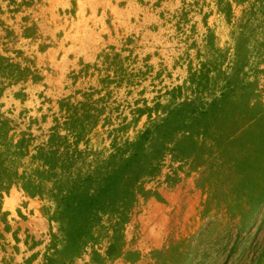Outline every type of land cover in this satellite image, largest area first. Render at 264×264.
I'll use <instances>...</instances> for the list:
<instances>
[{
    "label": "rangeland",
    "instance_id": "374dc122",
    "mask_svg": "<svg viewBox=\"0 0 264 264\" xmlns=\"http://www.w3.org/2000/svg\"><path fill=\"white\" fill-rule=\"evenodd\" d=\"M215 1L0 0V264H264V16ZM65 104L93 123L51 178Z\"/></svg>",
    "mask_w": 264,
    "mask_h": 264
},
{
    "label": "trees",
    "instance_id": "16d2710c",
    "mask_svg": "<svg viewBox=\"0 0 264 264\" xmlns=\"http://www.w3.org/2000/svg\"><path fill=\"white\" fill-rule=\"evenodd\" d=\"M238 3L245 2L246 5L242 7L241 13L236 19H238L239 23L243 25H246L250 23L253 20H258L259 15L264 16V0H233ZM216 7L218 11L223 13L227 18H230L233 16L230 8V0H216ZM258 24V28L262 33L264 34V19H260ZM12 76H16V74L12 73ZM67 115L71 118L69 122H64V125H67L68 128L67 131L70 133L72 141L68 142V139L65 136L59 135L57 133H53L49 139V141L46 144H43L42 146L36 147V155H32L35 159L41 162L43 168L40 173H46L47 175H50L51 178L54 177L52 173L49 174L47 171L53 169V166L55 163L59 162L60 168L63 170V174L68 172V174H65L67 176H70L73 172L70 171V166H73V164L76 161V158L79 157L80 151L76 148V144L79 140L80 134L82 133V130L85 129L89 124L91 125L93 123V118L91 116H87V114L83 115L84 118H81L80 116L76 115L75 107H71L68 104H65L64 108ZM97 120V118H94V122ZM0 125H3V122L0 121ZM147 131V129H145ZM144 138V137H143ZM3 140V133L0 131V143ZM27 141L26 138L21 137V139L17 142V144L14 145L15 149H20L18 153H23V150L25 148L26 143L23 145V142ZM49 143V145H48ZM47 145V146H46ZM61 148V150L59 149ZM15 153V152H14ZM17 153V152H16ZM0 163L2 161L0 160ZM68 169V170H66ZM17 173L15 170L7 167H1L0 165V184L4 185L8 183V181L12 178H17ZM67 179V177H66ZM107 179V180H106ZM111 179L112 178H103L101 177L98 180H90L89 175L83 177L80 179V182L77 183L76 181L79 179H74L73 181L77 184H73L70 188H65L64 191H67V196H64V198H72L76 199L77 203L84 204L90 208L91 206L95 205L97 202H100L102 200V195L104 196V193L109 191V188L111 186ZM60 181V180H59ZM91 188H93V193L87 195H83L81 197H77V192L82 189H84L85 183ZM26 186L30 187L28 183H26ZM34 188V187H33ZM40 191V188L37 189ZM77 190V191H76ZM101 195V196H100Z\"/></svg>",
    "mask_w": 264,
    "mask_h": 264
}]
</instances>
